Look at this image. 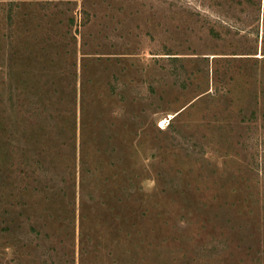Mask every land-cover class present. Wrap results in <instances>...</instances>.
Returning <instances> with one entry per match:
<instances>
[{
    "label": "rangeland",
    "instance_id": "rangeland-1",
    "mask_svg": "<svg viewBox=\"0 0 264 264\" xmlns=\"http://www.w3.org/2000/svg\"><path fill=\"white\" fill-rule=\"evenodd\" d=\"M0 264H264V0H0Z\"/></svg>",
    "mask_w": 264,
    "mask_h": 264
},
{
    "label": "trees",
    "instance_id": "trees-1",
    "mask_svg": "<svg viewBox=\"0 0 264 264\" xmlns=\"http://www.w3.org/2000/svg\"><path fill=\"white\" fill-rule=\"evenodd\" d=\"M11 99V98H10Z\"/></svg>",
    "mask_w": 264,
    "mask_h": 264
}]
</instances>
